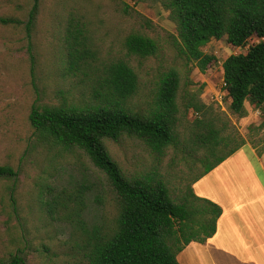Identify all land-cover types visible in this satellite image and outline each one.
<instances>
[{
	"label": "rangeland",
	"instance_id": "rangeland-1",
	"mask_svg": "<svg viewBox=\"0 0 264 264\" xmlns=\"http://www.w3.org/2000/svg\"><path fill=\"white\" fill-rule=\"evenodd\" d=\"M32 6L33 0H0V165H10L17 172L14 179L0 180V264L13 256L23 264H86L81 251L85 237L72 232L46 206L61 188H85L84 220L89 233L94 228L110 230L118 213L107 178L85 153L75 147L59 150L34 143L28 122L32 106L88 101L87 78L80 73L68 75L64 69V28L69 17L85 22L93 65L123 60L133 68L138 77L133 107H145L162 74L174 70L179 76L180 122L175 145L157 156L133 137L105 142L125 175L161 173L178 187L190 181L204 167L198 160L205 150L192 144L190 136L198 120L219 121L225 134L235 132L244 140V154L264 167L260 112L248 104L243 116L230 112L221 67L229 56L245 53L256 38L244 48L231 47L225 37L211 40L203 53L214 61L200 73L194 63L177 54L175 25L158 0H38L27 31ZM135 33L154 40V56L139 58L127 53L124 40ZM191 95L207 107L206 114L185 113L182 101Z\"/></svg>",
	"mask_w": 264,
	"mask_h": 264
},
{
	"label": "trees",
	"instance_id": "trees-1",
	"mask_svg": "<svg viewBox=\"0 0 264 264\" xmlns=\"http://www.w3.org/2000/svg\"><path fill=\"white\" fill-rule=\"evenodd\" d=\"M139 1V0H135ZM175 25L176 51L185 62L204 73L214 57L203 53L211 40L223 37L234 48L257 42L243 54L231 55L222 64L223 89L230 112L245 115V104L258 110L264 129V0H158ZM38 0L28 14L25 28L34 21ZM64 69L68 75L87 78L90 95L81 105L32 106L28 122L34 143L47 148H78L102 172L118 201L114 226L106 231L85 227L86 190L61 188L46 203L48 212L66 222L72 232L81 233L86 264H179L176 256L191 242L205 243L216 233L222 210L198 197L193 185L244 146L235 132L225 126L200 120L194 123L192 144L205 152L198 160L203 170L182 186L171 185L161 173L125 175L110 156L105 142L122 136L142 141L157 156L176 144L180 122V79L176 71L162 74L144 108L133 107L138 77L123 60L93 65L86 24L69 17L64 28ZM127 53L139 58L154 56L156 44L141 34L124 40ZM185 113L206 114L207 107L191 95L182 101ZM220 125V126H219ZM220 153V154H219ZM10 165H0V180L14 179ZM183 181V178H181ZM181 184V183H180ZM53 208V210H52ZM2 264H23L13 256Z\"/></svg>",
	"mask_w": 264,
	"mask_h": 264
},
{
	"label": "crops",
	"instance_id": "crops-1",
	"mask_svg": "<svg viewBox=\"0 0 264 264\" xmlns=\"http://www.w3.org/2000/svg\"><path fill=\"white\" fill-rule=\"evenodd\" d=\"M196 196L220 206L216 233L191 242L179 264H264V167L243 148L193 185Z\"/></svg>",
	"mask_w": 264,
	"mask_h": 264
}]
</instances>
